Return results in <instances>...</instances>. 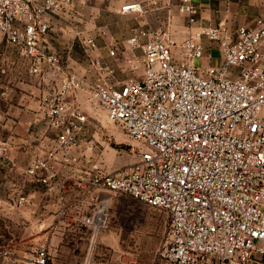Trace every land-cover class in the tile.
<instances>
[{
	"label": "built area",
	"instance_id": "built-area-1",
	"mask_svg": "<svg viewBox=\"0 0 264 264\" xmlns=\"http://www.w3.org/2000/svg\"><path fill=\"white\" fill-rule=\"evenodd\" d=\"M72 2L0 0V32L29 61L30 72L38 75L45 64L62 73L44 98L55 147L33 158L27 175L58 194L60 217L85 227L94 243L110 223L107 200L99 197L89 212L73 215L67 193L125 194L166 212L160 264H264V17L234 31L202 26L199 4L181 0L178 10L190 28L182 42L169 27H133L126 41L130 53L114 48L109 53L115 63L107 64L93 57L94 38L80 39L97 75L90 82L43 45L53 29L47 16ZM121 11L141 13L143 6L130 3ZM121 65L132 74L114 80ZM80 91H89L107 118L139 143V157L114 173L98 158L87 175L57 182V152L63 166L81 162L72 154L88 121L75 100ZM30 203L26 193L18 195L16 205ZM18 262L12 243L0 240V264ZM25 264L53 263L41 246Z\"/></svg>",
	"mask_w": 264,
	"mask_h": 264
},
{
	"label": "crops",
	"instance_id": "crops-1",
	"mask_svg": "<svg viewBox=\"0 0 264 264\" xmlns=\"http://www.w3.org/2000/svg\"><path fill=\"white\" fill-rule=\"evenodd\" d=\"M154 1H156L155 5L159 3L158 6L152 5L155 3ZM194 1L201 7L198 25L202 26L221 24L234 31L241 25L254 26L259 17H264V0L254 1L261 3V8L258 10L243 9L244 0ZM135 2L142 3L143 12L122 13L121 8L124 5ZM161 3L167 4V7L164 6L166 9L164 16L160 12L159 5ZM174 3L175 0H73L70 5L64 7L60 14L47 16L53 29L43 36V45L49 52L58 54L71 70L86 75L90 82H94L97 75L85 54L84 46L80 44V39L94 38L97 47L92 55L107 64L115 63L114 57L109 53L114 48L121 53H130L126 41L130 37L133 27L158 28L156 22L158 18H164L162 27H169L175 39L182 42L190 28L182 15L181 23L176 20ZM217 3L219 6H216ZM232 11L240 14L234 18L230 14ZM133 20L137 21L135 26L130 29L128 22ZM236 21L239 22L238 25L234 24ZM118 24L121 25L119 29L117 28ZM1 38L4 39L3 36ZM205 43L209 44L208 41ZM136 53L140 55L141 50L138 49ZM41 68V73L32 74L29 61L19 54L16 47L9 43L0 47V119L3 121L7 119L10 124L14 122L15 132L22 141L21 146L16 147V141L0 140V167L5 165L6 167H16L18 159L21 161L23 158L27 166L24 168L23 190L20 193L24 192L33 200L38 201L36 206L41 205V202L44 201L43 197L54 198L59 202V208H61L58 194L48 192L46 187L37 183L26 173L31 160L35 157L46 156L50 150L54 149L56 141L53 136V140H49L44 98L47 93L58 87L62 73L59 69L45 64ZM131 74L125 65H121L114 80L125 79ZM83 93L80 91L76 93L75 97L78 96L79 99L84 96ZM81 110L85 113L83 109ZM89 124L88 120L82 125L79 135L80 146L72 150L73 155L81 156V162L73 167L63 166L61 163L63 154L57 152L55 160L52 161V167L56 173L54 181L60 182L65 177H82L88 170L90 172L91 165L95 160L93 159L94 153L90 152L92 140L89 136ZM51 130L56 135V132ZM99 159L105 162L102 155ZM70 193L66 194L64 200L70 206L71 214L74 211L73 214L76 215L79 207L73 208L69 204ZM43 206L45 207L44 204ZM52 263L55 264L54 261Z\"/></svg>",
	"mask_w": 264,
	"mask_h": 264
},
{
	"label": "rangeland",
	"instance_id": "rangeland-1",
	"mask_svg": "<svg viewBox=\"0 0 264 264\" xmlns=\"http://www.w3.org/2000/svg\"><path fill=\"white\" fill-rule=\"evenodd\" d=\"M244 1L245 10L261 8V3L255 0ZM155 4L152 5L158 6L159 3ZM180 4L181 0H175L173 4L179 23L183 21L178 10ZM164 6L167 7V4L159 5L163 16L166 11ZM230 14L236 18L240 13L232 11ZM157 20L158 27H162L164 18ZM136 21L128 22L130 29ZM234 24L238 25L239 22ZM117 26L119 29L121 25ZM1 37L0 34V47L6 46L7 41ZM216 56L217 52L214 53ZM201 63V59L195 61L197 66H201ZM83 92L84 96L79 99L77 96L75 100L90 121V152L94 153L93 159L97 160L102 155L105 168L111 173L132 166L139 157V143L129 137L120 125L107 118L104 110L91 100L89 91ZM48 134L49 140H53V137L56 140L50 128ZM0 140L16 141L17 146H14H21L22 141L15 132L14 122L10 124L7 119H0ZM26 164L21 158V161L18 159L16 162V167H0V240L12 243L18 264L27 263L33 252L41 246L48 248L55 264H160L159 251L168 226L166 212L151 208L125 194L92 191L80 196L71 192L68 201L73 208L79 207L77 214L89 212L99 197L107 200L110 223L94 243L85 227L60 217V204L54 198L43 197L40 206H36L38 201L32 198L30 204L16 205L18 195L23 190Z\"/></svg>",
	"mask_w": 264,
	"mask_h": 264
}]
</instances>
